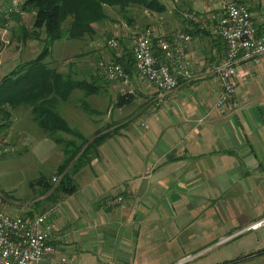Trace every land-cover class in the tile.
<instances>
[{"label":"crops","instance_id":"0c3cea01","mask_svg":"<svg viewBox=\"0 0 264 264\" xmlns=\"http://www.w3.org/2000/svg\"><path fill=\"white\" fill-rule=\"evenodd\" d=\"M239 1L248 6L257 30L264 31V0ZM194 7L200 13L204 8L203 5ZM216 7L219 8V4ZM210 13L197 15L196 21L204 30L190 35L185 43L183 53L190 60L189 76H179L177 86L167 92L159 93L146 79H142L141 85L139 80L143 76L135 70L127 75L126 89L114 82L96 84L90 93L74 87L66 98L57 102V111L71 130L59 129L52 133L42 128L38 132L29 125L34 118L28 104L21 103L11 109L9 124L0 127V134L8 144L19 138L38 140L40 151L49 147L50 141L58 143L55 136L64 139L60 132L82 134L75 121L82 119L85 106L90 104L92 107L88 108L104 115L90 129L85 143L95 136L97 141L83 154L81 165L70 171L73 182L77 179L83 183L86 199L67 197L76 193L77 187L71 193L56 192L51 198L49 195L53 194L51 190L60 173H53L49 181L43 178L46 182L42 187L47 186V190L40 197L52 201L36 204L37 200H34V208L32 205L26 209L15 208L16 202L10 199L12 194L0 189L3 193L1 206L11 214L30 216L52 205L56 210L58 202L60 211L55 213L54 210L50 217V240L54 247L50 256L56 259L55 264H148L141 226L148 221L167 218L153 202L159 189H168L173 182L179 183L178 186H193L199 174L213 173L212 170L236 171L242 189L250 190L249 198L238 201L243 205L253 204L255 217L242 223L240 231L255 229L244 228L253 220L264 217V57L238 62L233 76L234 94L220 111L214 103L219 83L210 67L222 56L224 43L214 31L219 11ZM60 71L74 75L70 68ZM125 90L140 96V112L149 118V122H140L146 124L143 130L129 124L126 116L131 114L130 110L114 116L125 106L115 105V96ZM84 144L62 171L70 169L68 166ZM53 175L57 176L56 180H52ZM116 195H120L121 200L109 203L108 199ZM59 197L61 199L56 201ZM168 202L180 204V196L176 195ZM192 236L193 233L188 234V237ZM239 252L243 253L231 259L197 264L225 261L226 264H241L247 258L256 259L254 264H264V245ZM158 253L163 259L165 252ZM60 256L65 261H57ZM181 259L183 255L171 263ZM31 264L47 263L43 259Z\"/></svg>","mask_w":264,"mask_h":264},{"label":"rangeland","instance_id":"374dc122","mask_svg":"<svg viewBox=\"0 0 264 264\" xmlns=\"http://www.w3.org/2000/svg\"><path fill=\"white\" fill-rule=\"evenodd\" d=\"M11 1L0 0V77L14 68L17 63L34 57L44 43L42 37L44 31H40L39 37L31 33L32 9H24L19 13L7 11L6 7ZM158 1L163 4L164 9L132 5L127 7V11L122 12L116 6H104L106 17L93 22L95 32L78 37L64 35L54 39L48 45L49 52L44 57V62L60 70L70 68L74 70L76 78L90 80L92 74L97 84L114 82L126 86V89L127 82L99 75L96 67L98 59L111 58V55L120 52L122 47L130 46L133 37L146 26L150 27L155 34L164 36L183 31L181 26L185 24V21L187 22L185 18L191 11L195 16L211 14L210 11L216 13L219 11L216 5L220 0ZM200 5L204 6L201 13L194 7ZM61 24L65 27L66 21L63 20ZM110 37L117 40L116 48L107 45L106 40ZM142 79L145 80V78L141 77L139 80L141 85ZM91 97L93 100L94 96L91 95ZM84 100L92 102L86 97ZM140 101V96L135 94L130 103L124 104L120 114L115 113L114 116L117 117L122 112L130 110L131 114L126 116L129 124L143 130V124L141 125L140 122H149V118L140 112ZM88 106L92 107L90 104ZM94 106L98 107V105ZM103 116L101 113L85 109L82 119L75 121L76 127L82 133L81 136L60 132L64 139L58 143L50 141L49 147L44 151L37 148L38 140L27 141L19 138L9 143L7 154L0 158V189L12 194L10 199L16 202L15 208L26 209L31 205L34 208L36 206L34 200H37L36 204L52 201L43 196L40 197L47 190V186L42 187L43 182L38 180L47 178L49 181L50 176L57 172V166L68 158L71 149L80 143L81 139L88 137L90 129L97 125ZM29 125L38 132L41 130L34 120H31ZM68 138L72 140L69 144L65 143ZM80 160L83 161V156ZM212 171L214 172L209 174H199L193 186L185 184L178 186L179 183L175 185L173 182L168 189H159L158 196L153 202L163 214L167 215V218L161 217L141 226V239L146 241V254L149 256L148 264H168L169 262V264H197L221 261L242 254L243 252H239L240 249L247 248L250 251L264 245V224L252 230L240 231L239 227L242 223L252 220L255 216H253V204L244 203L243 205L238 201L240 198L250 196V190L242 189L237 179L239 173ZM74 183L77 187L76 193L66 196L71 199L85 198L83 183L77 179ZM56 192L59 191L54 190L49 196L54 198ZM176 195L180 196V204H170L168 201ZM63 196L65 195H61ZM57 203L55 213L60 211ZM239 218L244 219L241 222L234 221ZM189 233H193L194 236L188 237ZM160 251L165 252L163 259L159 258ZM180 255H183V259L171 263ZM256 262V259L247 258L241 264Z\"/></svg>","mask_w":264,"mask_h":264},{"label":"built area","instance_id":"2783aa9c","mask_svg":"<svg viewBox=\"0 0 264 264\" xmlns=\"http://www.w3.org/2000/svg\"><path fill=\"white\" fill-rule=\"evenodd\" d=\"M20 2L12 0L7 11L19 13ZM188 16L193 20L194 13ZM214 31L225 44L222 56L212 64V71L219 83L215 104L220 111L234 94L233 76L238 62L251 57H264V31H258L247 5L239 0H220L219 14ZM189 33L176 31L170 36L155 34L150 27L142 28L131 40L132 64L136 72L142 75L159 93L167 92L178 84L179 76H189L190 60L183 49ZM109 47L116 48L118 42L110 37L106 40ZM100 73L109 79L127 82V74L110 58H101L96 62ZM146 126V124H143ZM9 144L0 134V156L8 152ZM52 180L57 176L53 175ZM3 193L0 190V264H31L45 260L55 264L51 257L53 244L50 240L52 224L50 217L55 206H48L39 213L22 216L5 211L2 206ZM121 200L120 195L108 199L109 203ZM264 222V217L253 220L244 229L256 228ZM57 261L63 262L60 256Z\"/></svg>","mask_w":264,"mask_h":264},{"label":"trees","instance_id":"16d2710c","mask_svg":"<svg viewBox=\"0 0 264 264\" xmlns=\"http://www.w3.org/2000/svg\"><path fill=\"white\" fill-rule=\"evenodd\" d=\"M19 5L22 11L32 9L31 33L39 37L40 31H44L42 36L44 43L34 57L17 63L14 68L0 77V127L9 124L11 109L23 103L29 105L37 124L50 133L59 129L71 130L64 118L58 113L57 102L66 98L74 87L81 88L85 93H90L97 83H95L94 75L91 76L90 80L76 78L70 73L61 72L56 67L48 66L44 62V57L49 52L48 45L54 39L64 35L78 37L95 32L93 22H98L106 17L104 10L106 5L116 6L122 12L127 11V7L129 8L132 5H141L157 10L164 9L163 4L158 0H21ZM191 13L194 12L191 11ZM185 19L187 24L182 29L189 35L204 30L203 27L199 26L198 21L189 16ZM63 20L66 21L65 27L61 24ZM110 59L117 63L127 75L134 70L131 47L128 45L122 47L120 52L111 55ZM99 75L103 74L100 73ZM134 96L135 94L128 90L118 92L115 96V105L128 104L134 99ZM84 108L91 110L86 106ZM74 135L81 136L79 133H74ZM97 139L98 137L95 136L85 143L87 138H83L80 143L71 149L68 158L64 159V162L57 168L56 173H60V176L51 191L56 190L63 193L74 191L76 186L70 171L81 165L83 161L81 162L80 158ZM54 140L56 142L61 141L56 136ZM71 142L72 140L69 139L65 141L67 144ZM83 144L84 146L68 166L70 169L66 170V168L62 171ZM38 181L44 182L45 180L40 179ZM226 263L227 261L217 264Z\"/></svg>","mask_w":264,"mask_h":264}]
</instances>
